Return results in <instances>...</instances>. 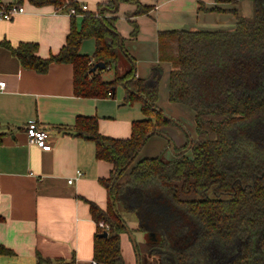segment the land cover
<instances>
[{
    "label": "trees",
    "instance_id": "obj_1",
    "mask_svg": "<svg viewBox=\"0 0 264 264\" xmlns=\"http://www.w3.org/2000/svg\"><path fill=\"white\" fill-rule=\"evenodd\" d=\"M32 1L72 5L71 0ZM239 1L215 0L210 8L199 2L200 11L234 14L233 30L159 33V60L172 65L168 100L185 106L195 125V134L186 131L185 145L175 148L171 160L164 155L139 159L149 139L178 122L159 105L160 76H153L152 85L137 78L135 61L125 52L116 27L118 17L84 12L80 30L73 18L65 46L48 59L38 55L34 43L16 48L0 44L25 68L41 74L52 64H71L79 97H115L113 90L123 85L124 102L142 104L145 118L133 121L126 139L101 134L96 117L80 116L76 122V136L92 141L96 158L112 167L110 177L102 181L109 190L108 210L90 204L98 225L97 264H126L121 239L130 229L127 215L136 218V231L144 235L136 246L138 264H264V0H252V17L239 14ZM136 5L132 17L152 9ZM130 23L136 38L138 24ZM87 39L96 43L93 59L81 53ZM123 52L132 61L124 75L104 80L102 70L91 73L97 63L117 70ZM190 140V149L183 152ZM100 223L109 227L107 237L100 236L106 231ZM0 253L12 254L5 248ZM38 264L66 263L39 255Z\"/></svg>",
    "mask_w": 264,
    "mask_h": 264
},
{
    "label": "crops",
    "instance_id": "obj_2",
    "mask_svg": "<svg viewBox=\"0 0 264 264\" xmlns=\"http://www.w3.org/2000/svg\"><path fill=\"white\" fill-rule=\"evenodd\" d=\"M2 1L23 4L26 13L11 22H0V44L14 48L23 43L37 44L43 59L57 55L65 46L73 18L77 29H81L83 4L89 7V13L103 11L106 16L118 17L116 27L125 40V52L135 61L137 78L152 83L153 76H160L159 105L188 134L180 116L193 115L185 106L168 100L172 67L159 60V33L230 31L237 23L229 12L200 11L199 2L210 8L216 5L215 0H114V7L112 0H76L80 13L74 17L67 9L57 11L55 5H38L32 0ZM137 2L150 6V13L132 17ZM236 7L242 17L253 16L252 0H240ZM130 21L138 24L136 38L132 37ZM125 52L115 77L132 67ZM0 80L7 84L0 90V249L12 252L0 253V264H38L39 255L55 263L91 264L98 225L90 204L108 210L109 190L102 181L110 177L112 167L96 158L92 141L76 136V122L80 116L96 117L101 134L126 139L131 137L134 119L124 116L117 110L118 103L109 98L77 96L71 64H52L47 73L41 74L25 68L10 49L0 45ZM164 102L168 104L163 107ZM31 122H39L49 132L50 151L28 144L26 127ZM172 129L165 128L149 139L141 151L143 157L164 155L167 160L173 159L168 138L177 148L186 142L177 139ZM124 235L121 244L126 240ZM125 262L138 264L130 254Z\"/></svg>",
    "mask_w": 264,
    "mask_h": 264
},
{
    "label": "rangeland",
    "instance_id": "obj_3",
    "mask_svg": "<svg viewBox=\"0 0 264 264\" xmlns=\"http://www.w3.org/2000/svg\"><path fill=\"white\" fill-rule=\"evenodd\" d=\"M95 49H96V44H95V40L94 39L85 40V42L82 44V47H81L82 52L85 55H87V56H89L91 58L94 56ZM115 74H116V70L115 69L112 70V71L111 70H102L101 77L104 80L105 79L106 80H112V79L115 78ZM124 98H125L124 87L119 85L117 87V90H116L115 98L109 97V100L112 101V102H116V104L118 103L117 104V110H121L122 114H124V116L131 117V118L134 119V121L135 120L144 119L145 116H144L143 111H142L141 102H134V103H131V104L129 103V104H126V105L122 106L121 108L118 107L121 104H125L124 103ZM165 104H168V102L167 103L164 102V104H162V106L164 107ZM180 121H182V123L187 127V130L189 131V133L191 135L195 134V125H194L193 116H191V115L190 116L182 115V116H180ZM172 127H173L172 130H176V132H177V135H178L177 139H181V141L186 142L187 135H186V133L184 131H182V129L179 127V125H173ZM175 148H176V146H175ZM170 154H173L172 149L170 151ZM142 157H143V154H141L139 156V159H141ZM126 222L128 224V227L133 231V232L131 231V233H132L133 238H134L135 241L132 240V238L130 237V234H127V235L125 234L124 235L126 240H124V243L121 244V248H122L123 259L125 261L129 259V254L132 257H134L135 259L137 258V254L138 253H137L136 246H137V244H140L144 240V235L142 233L136 231V227H137L136 218L134 216H132V215H127L126 216Z\"/></svg>",
    "mask_w": 264,
    "mask_h": 264
},
{
    "label": "built area",
    "instance_id": "obj_4",
    "mask_svg": "<svg viewBox=\"0 0 264 264\" xmlns=\"http://www.w3.org/2000/svg\"><path fill=\"white\" fill-rule=\"evenodd\" d=\"M72 5L66 6V7H59L57 6V11H62L63 9H67V13L74 17L79 15V9L75 7L74 4H76V0H71ZM82 12H88L89 7L85 4L81 7ZM26 13L25 6L23 4L19 3H5L2 0H0V22H11L16 17L24 15ZM7 84L6 82H3L0 80V90H4L6 88ZM26 134L28 137V144L29 145H35L42 150L50 151L51 145L49 144L50 134L45 129L43 125H41L39 122H31L26 127ZM80 175V174H79ZM73 180L69 181V184H72ZM99 227L103 230L108 231L109 227L105 225L104 223H100ZM92 264H97L96 262H92Z\"/></svg>",
    "mask_w": 264,
    "mask_h": 264
},
{
    "label": "water",
    "instance_id": "obj_5",
    "mask_svg": "<svg viewBox=\"0 0 264 264\" xmlns=\"http://www.w3.org/2000/svg\"><path fill=\"white\" fill-rule=\"evenodd\" d=\"M115 9H117V5H116V8H115ZM99 69H100V70H105V69H107V66H106L104 63H97V64H95V66L92 68L91 73H95V72H96L97 70H99ZM152 84H153V82L150 83V85H152ZM113 91H115V89H114ZM177 125H180V124L177 123ZM168 140H169V142H170L171 149H172L173 153H174V154H177V153L175 152V145H174L173 141H172L171 139H169V138H168ZM191 145H192V140H190V144H189L188 148L185 149L183 152L188 151V150L190 149ZM127 232L130 234V237L132 238V240L135 241L134 238H133V235H132V233H131V231H130V229H127ZM100 236H101V237H107V236H108V232H107V231H104Z\"/></svg>",
    "mask_w": 264,
    "mask_h": 264
}]
</instances>
